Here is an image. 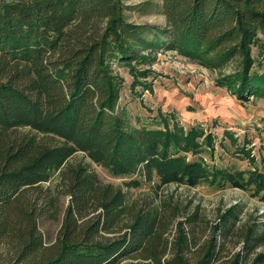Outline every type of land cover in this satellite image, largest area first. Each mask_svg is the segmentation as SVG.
Listing matches in <instances>:
<instances>
[{"label":"trees","instance_id":"16d2710c","mask_svg":"<svg viewBox=\"0 0 264 264\" xmlns=\"http://www.w3.org/2000/svg\"><path fill=\"white\" fill-rule=\"evenodd\" d=\"M124 7L0 0V264H264V230L242 233L241 248L226 256L219 222L194 251L185 222L198 210L188 214L189 203L171 196L141 205L89 163L70 160L82 151L114 176L138 174L127 188L206 181L264 201V158L249 157L245 168L211 162L216 135L184 126L173 111L132 124L117 68L132 73L140 97L152 87L147 64L175 49L221 70L217 83L241 100L264 96V0H163L164 25L132 21ZM237 57L239 68L224 71ZM240 150L250 154L246 144ZM238 217L235 206L221 213L226 233ZM44 219L61 221L53 240Z\"/></svg>","mask_w":264,"mask_h":264},{"label":"rangeland","instance_id":"374dc122","mask_svg":"<svg viewBox=\"0 0 264 264\" xmlns=\"http://www.w3.org/2000/svg\"><path fill=\"white\" fill-rule=\"evenodd\" d=\"M145 1L123 0L124 15L135 22L164 25L166 15L162 10L163 0H148L149 3L144 5ZM156 57L153 63L147 64L152 69L147 79L152 87L143 89L140 97L130 86L132 73L127 67H117L125 77L120 102L126 108L130 122L134 125H142L145 121L154 122L153 118L160 109L163 112L173 111L184 126L201 123L216 135L213 157L206 154L211 162L245 168L253 165L249 158L253 156L260 165L264 158V96L250 95L249 99L241 100L229 88L217 83L223 74L221 70L210 69L175 49L162 48ZM239 66L240 58L237 57L224 71L230 72ZM136 87L142 88L141 85ZM141 97L143 101L140 100ZM244 144L250 154L240 150ZM70 160L89 163L105 181L121 184L127 190L128 198L137 199L141 205L145 200L156 198L159 201L162 197L171 196L173 200L179 198L184 204L189 203L188 214L198 210L192 221L185 222L186 230H192V239L196 242L192 243L194 251H198L207 242L219 222L221 224L217 241L222 243V254L226 256L241 248L242 243L239 240L242 233L250 228L264 230V201L251 195L248 190L234 186L219 188L206 181L196 186L173 182L158 189L144 180L139 186L127 188L125 181L138 174L129 177L114 176L82 151L71 156ZM233 206L239 217L230 232L226 233L221 213ZM180 219H185V215H181ZM60 224V220L42 221V229L48 240L57 237ZM173 230L171 239L174 242L177 230ZM262 247L264 245L259 249Z\"/></svg>","mask_w":264,"mask_h":264}]
</instances>
